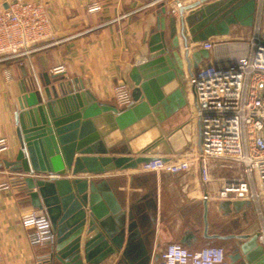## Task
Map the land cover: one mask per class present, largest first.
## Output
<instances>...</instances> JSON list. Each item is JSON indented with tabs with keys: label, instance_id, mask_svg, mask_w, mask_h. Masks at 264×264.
Returning a JSON list of instances; mask_svg holds the SVG:
<instances>
[{
	"label": "water",
	"instance_id": "95a60500",
	"mask_svg": "<svg viewBox=\"0 0 264 264\" xmlns=\"http://www.w3.org/2000/svg\"><path fill=\"white\" fill-rule=\"evenodd\" d=\"M258 1L198 0L181 6L179 17L162 4L149 56L129 75L134 103L128 108L99 102L79 80L52 81L45 74L43 83L25 73L15 113L20 150L0 168L25 176L33 208L50 219L56 242L39 264H101L111 257H119V264L136 257H142L139 264H151L156 219L150 217V205L127 207L112 181L78 176L137 169L156 158L168 145L161 126L187 107L188 77L210 56L205 49L191 54V45L228 36L232 26L253 27ZM151 131L154 138L135 150L132 143ZM230 206L239 213L252 204L220 203L225 211ZM204 210L207 228V203ZM205 237L236 240L231 263L264 264L258 232Z\"/></svg>",
	"mask_w": 264,
	"mask_h": 264
},
{
	"label": "crops",
	"instance_id": "0c3cea01",
	"mask_svg": "<svg viewBox=\"0 0 264 264\" xmlns=\"http://www.w3.org/2000/svg\"><path fill=\"white\" fill-rule=\"evenodd\" d=\"M10 1L0 0V9L7 7ZM34 1L47 5L55 38L60 42L31 56L0 64V137H6L10 143L11 150L5 156L9 161H14L20 150L15 113L19 110L21 81L25 73L28 78L36 77L43 83L42 76L45 74L52 81L79 80L99 102L117 106L114 88L120 82L128 83L132 88L130 72L149 56L148 43L156 28L162 4L173 9L177 3L186 6L198 0H166L151 7L148 4L152 0ZM94 2L101 3L102 11L90 15L87 10ZM252 33L253 27L232 26L228 36L211 39L221 46L209 58H203L199 66L213 63L216 59L238 58L243 52L241 44L247 43ZM198 49L192 44L191 54ZM61 65L66 66L67 72L53 74V70ZM6 71L11 73L12 80L7 79ZM190 114L191 108L187 105L165 122L168 130H163L168 145L161 147L160 153L155 156L178 160L186 154L189 143L198 144L199 128L191 122ZM184 133L193 135L192 140H188ZM210 166L212 181L206 188L199 185L193 172L176 175L145 172L141 166L97 177L89 174L78 177L89 181H112L118 194L125 197L127 207L134 203L150 205V217L156 219L151 264H157L159 260L154 258L170 244H182L192 251L221 246L229 255L234 251L236 240L210 239L205 234L229 236L258 232L253 206L244 207L239 213L234 211L233 206L226 211L220 208L221 202L239 201L218 197L223 179L234 176L236 172L232 167L235 166L220 161H211ZM68 176L66 178L69 179ZM24 178L20 173L0 168V264H39L55 244L35 247L28 241V230L24 228L21 216L39 210L32 206ZM204 193L209 194L207 200L203 199ZM204 203L208 204L207 228ZM85 236L84 232L83 241ZM136 258V261L125 260L121 264H139L142 257ZM118 261L119 257H111L101 264H119ZM232 264H241V261Z\"/></svg>",
	"mask_w": 264,
	"mask_h": 264
},
{
	"label": "built area",
	"instance_id": "2783aa9c",
	"mask_svg": "<svg viewBox=\"0 0 264 264\" xmlns=\"http://www.w3.org/2000/svg\"><path fill=\"white\" fill-rule=\"evenodd\" d=\"M166 0H152L156 6ZM181 3L173 8L179 17ZM102 11L94 2L87 12ZM127 15L123 16L126 17ZM47 5L42 1L11 0L0 9V64L31 56L58 44ZM238 58L216 59L213 63L193 69L188 77L190 120L199 128V142L178 160L156 157L141 169L145 172L172 175L193 172L199 185L206 188L211 179V161L231 164L234 176L224 178L218 197L250 202L258 222V243L264 248V0L258 1L253 33ZM221 46L212 41L196 45L209 53ZM67 72L58 66L53 74ZM8 80H12L6 71ZM128 83L114 88V100L119 108H128L134 101ZM6 137H0V162L10 152ZM6 188V186H1ZM209 198L204 193L203 199ZM28 230L31 246L56 242L49 217L42 211H30L21 216ZM157 264H232L221 246H207L192 251L182 244H170L161 253Z\"/></svg>",
	"mask_w": 264,
	"mask_h": 264
},
{
	"label": "bare ground",
	"instance_id": "6f19581e",
	"mask_svg": "<svg viewBox=\"0 0 264 264\" xmlns=\"http://www.w3.org/2000/svg\"><path fill=\"white\" fill-rule=\"evenodd\" d=\"M155 136V132L151 131L148 132L147 134L141 136L140 138L136 139L132 145L135 150H139L143 148L146 144H148Z\"/></svg>",
	"mask_w": 264,
	"mask_h": 264
},
{
	"label": "rangeland",
	"instance_id": "374dc122",
	"mask_svg": "<svg viewBox=\"0 0 264 264\" xmlns=\"http://www.w3.org/2000/svg\"><path fill=\"white\" fill-rule=\"evenodd\" d=\"M161 128H162V131H163V133H164L165 130H163V129H164V128L167 129V128H168V124H165V123H164V124L161 126ZM167 130H168V129H167ZM184 134H185V133H184ZM184 136H186V138H188V140H190V141H191L192 138H193V135H191V134H189V133L185 134ZM195 137H196V136H195ZM186 138H185V139H186ZM195 142H196V141H195ZM194 146H196V143H195V145H194V143H192V144L189 143V147L185 150V152L189 151V149H190L191 147H194Z\"/></svg>",
	"mask_w": 264,
	"mask_h": 264
},
{
	"label": "flooded vegetation",
	"instance_id": "af4514ba",
	"mask_svg": "<svg viewBox=\"0 0 264 264\" xmlns=\"http://www.w3.org/2000/svg\"><path fill=\"white\" fill-rule=\"evenodd\" d=\"M256 231H258V223H255Z\"/></svg>",
	"mask_w": 264,
	"mask_h": 264
}]
</instances>
